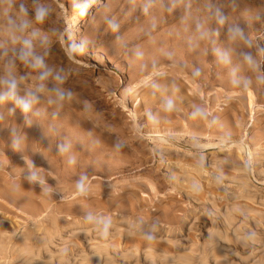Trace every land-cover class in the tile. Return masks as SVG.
<instances>
[{
  "label": "rangeland",
  "instance_id": "374dc122",
  "mask_svg": "<svg viewBox=\"0 0 264 264\" xmlns=\"http://www.w3.org/2000/svg\"><path fill=\"white\" fill-rule=\"evenodd\" d=\"M82 1L0 0V264H264V0Z\"/></svg>",
  "mask_w": 264,
  "mask_h": 264
},
{
  "label": "bare ground",
  "instance_id": "6f19581e",
  "mask_svg": "<svg viewBox=\"0 0 264 264\" xmlns=\"http://www.w3.org/2000/svg\"><path fill=\"white\" fill-rule=\"evenodd\" d=\"M103 0H83L82 2H80L78 5H75L74 7H72L71 12H69V14H67V10L65 9V16H66V23L67 24V29H68V36H70L71 41L74 42V45L72 44V46H75L76 41L79 39L81 30H82V22L84 20V18L88 15H90L91 11L94 9V7L99 3H101ZM62 4V3H61ZM63 6V4H62ZM163 20V19H162ZM187 30H188V26H182L181 28H179L178 30H176L173 34V42L175 44V46H178L181 44V46H183L184 48L186 47L184 44V38H185V34H187ZM192 30V29H191ZM148 31V30H147ZM140 34V33H139ZM200 34V33H199ZM221 34V33H220ZM81 37V36H80ZM25 40V39H24ZM63 41V39H62ZM21 43V42H20ZM65 43V42H64ZM63 43V44H64ZM71 43V42H70ZM230 43V42H229ZM231 44V43H230ZM77 45V44H76ZM78 47V46H77ZM181 47V48H183ZM232 47V46H231ZM239 47V46H238ZM76 48V47H75ZM177 48V47H176ZM187 48V47H186ZM236 48V47H235ZM175 50V48H174ZM17 51V50H16ZM177 51H181V49H179V46L177 48ZM188 51V50H187ZM202 51V49H201ZM14 52V51H13ZM176 52V51H175ZM174 52V53H175ZM91 54V53H90ZM203 54V53H202ZM15 55V54H13ZM63 55V54H62ZM98 55V54H97ZM180 55V54H179ZM12 56V55H11ZM64 56L65 57H71L74 61H76L73 58L72 52L70 51V49L66 46V44H64ZM92 57L95 61H99V59H97V57L95 55L92 54ZM6 58V57H5ZM102 58V57H101ZM143 58V56L141 57ZM179 60V57H177ZM140 59V58H139ZM144 59V58H143ZM136 60V59H135ZM141 60V59H140ZM139 60V61H140ZM177 60V59H176ZM25 61V60H24ZM101 61V60H100ZM53 62V61H52ZM80 62V61H79ZM75 63V62H74ZM190 63V62H189ZM188 63V64H189ZM86 65V64H85ZM99 65V64H98ZM80 66V65H79ZM89 66V65H88ZM87 66V67H88ZM97 66V65H96ZM95 66V67H96ZM170 67L169 64H158L156 66H152L150 67L145 73H140L139 75H137V85L139 88V91L144 88L146 85H148L150 82L155 81L156 79H158L162 74L166 73L167 68ZM179 66H177L178 68ZM186 67V66H185ZM180 68V67H179ZM187 68V67H186ZM250 68V67H249ZM177 71V70H176ZM177 72H181V71H177ZM230 73V72H229ZM136 74V73H135ZM178 74V73H177ZM182 75V74H179ZM122 81V80H121ZM221 82V81H220ZM117 83V82H116ZM171 83V82H170ZM222 84V83H221ZM136 85V84H135ZM32 87V86H31ZM168 88V87H167ZM178 88V87H177ZM174 89V88H173ZM2 90V89H1ZM176 91V90H175ZM232 93V91H231ZM84 94V93H83ZM169 94V93H168ZM249 95V100H250V104L252 105L253 103V98H252V92L250 91L248 93ZM126 96V95H125ZM137 96V95H136ZM128 97V95H127ZM125 98L127 100H125L127 103H123L124 108H128V104H129V97ZM182 98V97H181ZM133 101H137V103H140L141 99L138 97L135 98V100L133 99ZM120 102V101H119ZM133 103V102H132ZM131 103V104H132ZM10 105V104H9ZM132 108L130 109L131 111V116H133L134 119H136L135 114H134V109H133V105L131 106ZM3 109V108H2ZM12 109V108H11ZM64 109V108H63ZM71 110V109H70ZM3 111V110H2ZM13 111V110H12ZM65 111V110H64ZM42 112V111H41ZM70 112V111H69ZM24 113V112H23ZM66 113V112H65ZM69 114V113H68ZM71 114V113H70ZM10 115V114H9ZM42 115V114H41ZM73 115V114H72ZM65 116V114H64ZM69 116V115H68ZM70 117V116H69ZM72 117V116H71ZM9 119V118H8ZM40 121V120H39ZM37 123V122H36ZM49 123V122H48ZM58 123V122H57ZM199 123V122H198ZM3 124V123H2ZM69 127V126H68ZM42 128V127H41ZM45 130V129H44ZM56 130V129H55ZM53 131V130H52ZM41 136V135H40ZM15 138V137H14ZM17 138V137H16ZM14 140V139H13ZM107 143V142H106ZM12 146H14L12 144ZM36 146V145H35ZM17 147V146H16ZM20 147V146H19ZM54 149V148H53ZM3 152V151H2ZM35 154V153H34ZM37 161V160H36ZM40 162V161H39ZM47 165V163H46ZM45 166V165H44ZM11 168V167H10ZM47 169V168H46ZM64 170V169H63ZM10 173V172H9ZM30 177V176H28ZM31 178V177H30ZM27 185V184H26ZM29 185V184H28ZM34 185V184H33ZM23 191V193L27 192V187L23 186V188L21 189ZM7 198V197H6ZM13 198V197H12ZM15 204V203H14ZM53 213V212H52ZM56 216V215H55ZM57 217V216H56ZM229 223V222H228ZM4 227V226H3ZM57 228V227H56ZM2 229V228H1ZM7 230V229H6ZM24 233V232H23ZM34 242V241H33ZM31 263V262H30ZM177 263V262H176Z\"/></svg>",
  "mask_w": 264,
  "mask_h": 264
},
{
  "label": "clouds",
  "instance_id": "9594fccd",
  "mask_svg": "<svg viewBox=\"0 0 264 264\" xmlns=\"http://www.w3.org/2000/svg\"><path fill=\"white\" fill-rule=\"evenodd\" d=\"M28 107H29V106H28L27 104H25V105H24V110L27 111V110H28ZM78 186H79V185H78Z\"/></svg>",
  "mask_w": 264,
  "mask_h": 264
}]
</instances>
